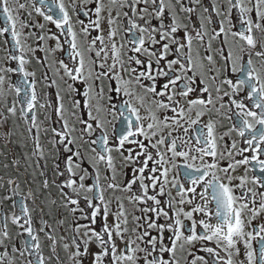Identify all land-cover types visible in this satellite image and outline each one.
Instances as JSON below:
<instances>
[{
  "label": "snow or ice",
  "instance_id": "obj_1",
  "mask_svg": "<svg viewBox=\"0 0 264 264\" xmlns=\"http://www.w3.org/2000/svg\"><path fill=\"white\" fill-rule=\"evenodd\" d=\"M0 44V264H264V0H0Z\"/></svg>",
  "mask_w": 264,
  "mask_h": 264
},
{
  "label": "flooded vegetation",
  "instance_id": "obj_2",
  "mask_svg": "<svg viewBox=\"0 0 264 264\" xmlns=\"http://www.w3.org/2000/svg\"><path fill=\"white\" fill-rule=\"evenodd\" d=\"M41 23H44L43 20H40ZM48 28H51L53 32L56 31V29L52 26V25H47ZM31 43V41H29ZM50 44H52L54 46V41H50ZM2 44H0V48H2ZM37 55L43 56V53H37ZM57 56H63V53H57ZM4 56V52L2 50H0V59H2ZM43 69H40V71H42ZM0 151H5L6 152V157L5 156H0V162H4L5 159L7 158L8 160H10L12 158V154L16 153L17 156L23 151L22 148H19L16 146L15 143L9 145L8 149L5 150L3 147V139L2 137H0ZM3 170L0 169V172H2Z\"/></svg>",
  "mask_w": 264,
  "mask_h": 264
}]
</instances>
